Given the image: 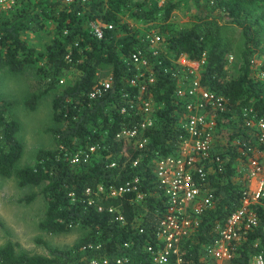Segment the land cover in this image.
Masks as SVG:
<instances>
[{
    "label": "trees",
    "instance_id": "trees-1",
    "mask_svg": "<svg viewBox=\"0 0 264 264\" xmlns=\"http://www.w3.org/2000/svg\"><path fill=\"white\" fill-rule=\"evenodd\" d=\"M179 8L190 16L182 25L172 20ZM263 18L264 0H18L1 11L0 69L20 71L27 64L35 65L38 76L30 83L24 103L33 109L42 95L53 91L51 118L61 125L50 128L52 147L38 148L32 162L18 166L24 148L18 137L21 125L8 115L7 102L0 97V175L14 176L19 185H41L46 208L40 229L56 233L80 225L86 231L64 247L37 238L46 253L18 248L8 239L0 245V264H90L92 259L115 256H127L131 264L150 263L145 245L153 242L155 223L163 212L153 161L178 146L183 104L175 95L172 60L181 53L204 59L201 81L225 94L229 106L217 120L212 143L224 165L209 174L214 204L182 241V264H207L202 258L204 246L217 236L216 226L240 206L245 186L233 180L247 162L242 142L253 138L239 116L241 107H252L264 117V76L257 73L264 66L251 62L261 46ZM93 19L112 27L97 37L89 28ZM137 22L140 25L133 24ZM48 23L51 35L40 48L23 38L24 31L38 32ZM151 28L162 36L157 53L143 39ZM238 31L240 63L236 74L227 77V57L235 51ZM137 47L144 50L155 75L145 93L152 98L153 124L140 131L147 137L142 146L133 142L139 135L130 142L116 137L122 126L141 117L123 96L136 90L129 84L135 69L128 55ZM103 65L110 67L111 85L92 96ZM124 105L128 110L121 112ZM90 145L96 150L88 160L71 161ZM134 177L146 193L141 200H135L132 191L116 195L107 191L109 185ZM33 197L34 193L27 194L23 200ZM254 207L259 223L241 236L231 264H251L253 254L264 255V203Z\"/></svg>",
    "mask_w": 264,
    "mask_h": 264
},
{
    "label": "built area",
    "instance_id": "built-area-1",
    "mask_svg": "<svg viewBox=\"0 0 264 264\" xmlns=\"http://www.w3.org/2000/svg\"><path fill=\"white\" fill-rule=\"evenodd\" d=\"M16 1L18 0H0V12L10 8ZM65 1L69 3L72 0ZM111 27L112 23L101 19L89 21V28L97 37H102L104 28ZM143 39L148 42L151 52L159 51L162 36L156 29L146 30ZM228 59H232V54L228 55ZM172 61L175 63L172 73L177 76L175 95L182 100L183 112L179 121L176 151L160 155L153 161L154 179L163 197V212L156 220L153 242L145 245L151 256L149 264H182V241L197 226L200 215L214 204V193L209 187V174L213 168L220 171L224 167L222 157L213 151L212 143L217 120L229 108L228 98L201 81L203 58L189 59L181 53ZM128 62L135 69L129 84L135 86L136 90H127L123 92V96L127 97L128 106L137 109L141 117L128 126H122L116 137L130 142L131 138L139 135L140 138L133 142L142 146L147 137L140 131L153 124L152 98L146 97L145 93L154 82L155 75L140 47L129 53ZM251 62L255 64L254 59ZM258 76L263 77L264 70H260ZM111 82V74L98 78L90 95L110 87ZM186 82L191 84L188 88H183ZM127 110V106L121 107V112ZM239 116L253 134L250 142H242V147L247 160V175L249 178L256 177L257 181L254 187L244 186L240 206L230 212L223 225L216 226L217 236L205 244L202 258L207 264H231L241 236L247 229L259 223L254 205L260 203V198L264 196V117L249 106H242ZM95 150V145L82 148L73 155L71 161H86ZM139 186L138 177H134L118 186L109 185L107 191L112 195L132 191L135 193V200L139 201L146 194ZM90 264H131V261L127 256H115L112 260L108 257L92 259ZM253 264H264L262 252L253 254Z\"/></svg>",
    "mask_w": 264,
    "mask_h": 264
},
{
    "label": "rangeland",
    "instance_id": "rangeland-1",
    "mask_svg": "<svg viewBox=\"0 0 264 264\" xmlns=\"http://www.w3.org/2000/svg\"><path fill=\"white\" fill-rule=\"evenodd\" d=\"M189 18L187 11H183L182 8L175 10L172 16V20L178 25L188 22ZM133 24L140 25L139 22ZM261 24V46L258 54L253 56L257 65H260V60L264 63V18ZM51 31V24L48 23L38 32L24 31L22 36L40 48L49 39ZM241 42L242 35L238 31L235 51L226 69L227 77L237 72L240 60L235 58V55L240 50ZM109 71L108 65L101 66L97 73L98 78L106 77L110 74ZM37 76L33 64L25 65L20 71L0 69V97L7 102L8 115L17 119L21 125L18 137L23 142L24 148L18 166L32 162L38 148L52 147L54 142L50 128L61 125L51 118L53 91L42 95L33 109L24 103V99L29 94V85ZM190 84L186 82L183 88H188ZM31 193H34L32 200L24 201L23 197ZM262 197L260 202L264 203ZM45 208L46 200L41 193V185H19L14 176L0 175V245L10 239L17 243L18 248L33 253H46L44 243L37 238L49 245L64 247L75 242L86 231L84 227L75 225L64 232H45L38 226Z\"/></svg>",
    "mask_w": 264,
    "mask_h": 264
},
{
    "label": "crops",
    "instance_id": "crops-1",
    "mask_svg": "<svg viewBox=\"0 0 264 264\" xmlns=\"http://www.w3.org/2000/svg\"><path fill=\"white\" fill-rule=\"evenodd\" d=\"M261 35V34H260ZM261 40H262V38H261ZM229 54H232V53H229ZM228 54V55H229ZM232 56H233V54H232ZM253 57V56H252ZM235 58H238L237 57V54L235 55ZM253 59V58H252ZM259 59H261V58H259ZM259 59H257V60H259ZM227 60L228 61H230L229 59H228V57H227ZM260 62H261V60H260ZM253 64H254V62H252ZM263 66H264V63H263ZM258 73V72H257ZM260 77V76H259ZM255 144L257 145V146H259V144H257V142H255ZM238 169V168H237ZM238 172L240 173V174H238ZM248 177V175H247V172H246V169H238V171H237V173H236V175H233V180H235L236 182H238V181H240V182H243L245 185H247V186H250V188L251 187H254V185H256V181H257V179H255L256 177H251V178H249ZM243 180V181H242ZM251 264H253V256H252V258H251Z\"/></svg>",
    "mask_w": 264,
    "mask_h": 264
}]
</instances>
